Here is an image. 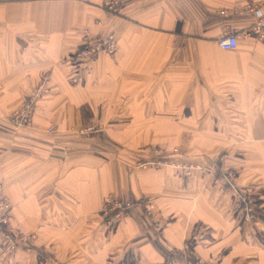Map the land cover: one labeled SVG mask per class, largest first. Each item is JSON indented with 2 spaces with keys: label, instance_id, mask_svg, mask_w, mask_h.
I'll use <instances>...</instances> for the list:
<instances>
[{
  "label": "crops",
  "instance_id": "crops-1",
  "mask_svg": "<svg viewBox=\"0 0 264 264\" xmlns=\"http://www.w3.org/2000/svg\"><path fill=\"white\" fill-rule=\"evenodd\" d=\"M101 1L0 0V183L8 226L32 237L9 256L0 248V264H161L181 260L196 230L200 261L264 264V45L216 43L251 26L249 0H121L115 13ZM84 29L111 32L117 49L74 82ZM43 79L32 127L14 128L4 116ZM89 123L103 130H71ZM153 147H177L174 157L208 171L133 167ZM228 170L259 188L254 222L238 220L233 193L214 183ZM107 194L153 198L163 229L135 207L108 229L98 211Z\"/></svg>",
  "mask_w": 264,
  "mask_h": 264
},
{
  "label": "built area",
  "instance_id": "built-area-1",
  "mask_svg": "<svg viewBox=\"0 0 264 264\" xmlns=\"http://www.w3.org/2000/svg\"><path fill=\"white\" fill-rule=\"evenodd\" d=\"M119 3H121V0H102L100 6H102V8H104L106 11L115 13L120 7ZM244 12L253 15L255 17L254 22L247 28V30L243 32H239L234 28L233 30H230L220 36L216 43L221 49L231 50L236 47V40H238L241 35H248V37H253L264 45V9L261 0H249L248 2H246L244 6ZM88 31V29H84L83 32H81V43L78 47L75 59L73 61V72H71V75L72 81L74 82H77L80 79L84 71H86V69L88 68L90 62L98 59L102 54L111 56V54L113 55L117 49V46L115 45V35L111 32L107 34H90ZM41 88L42 84L36 90H34L32 97L28 101L22 102L19 109L17 108V110L12 114L11 117L15 122H20L23 124L29 123L31 119V106L36 97L42 93ZM146 164H152L157 167L162 163L159 160H151L145 162L142 165L145 166ZM179 167L181 168L179 164L173 165V168L179 169ZM182 168H186L188 170L194 169V167L192 166H185ZM233 177H235L234 172L226 171L222 176L218 178V181L220 179L222 180V182L219 181V184H222L221 186L224 185L225 187L229 188L231 190V193H233L235 198L234 206L236 213L238 214V220H240L242 223L253 222L254 220H256L255 218L257 217L258 211L261 208V194L259 192V188H242L240 186H237L233 183ZM3 189L4 188L0 186V248L3 251V254L9 256V254L15 252L18 247L24 246L23 244L26 240H28L29 237L27 234L16 231L8 226L10 217L9 215H7V213L11 208V202L8 200ZM143 202H145V200H143ZM150 205L151 203L148 202L147 218H150L149 215H151V210L148 209V207H151ZM119 208L120 206L116 201L110 198L106 199V202L101 211L102 215H106L110 211H112L113 216H111V220H108V223L115 224L117 223V221H120L122 212L117 211ZM155 227H162V224L156 223ZM203 237L204 235H202V233H198L193 238L194 240L199 241ZM186 247H190V245H187ZM204 262H206L205 264H221L216 260H209ZM201 263L203 262H200L199 259H194L188 261L186 264ZM166 264L175 263H173V261H170Z\"/></svg>",
  "mask_w": 264,
  "mask_h": 264
},
{
  "label": "rangeland",
  "instance_id": "rangeland-1",
  "mask_svg": "<svg viewBox=\"0 0 264 264\" xmlns=\"http://www.w3.org/2000/svg\"><path fill=\"white\" fill-rule=\"evenodd\" d=\"M114 13V12H113ZM112 55V54H111ZM110 56V55H109ZM93 62H95V60L94 61H92V62H90L89 63V65H88V68L86 69V71L89 69V67H90V65L93 63ZM86 71H84V73L86 72ZM83 73V74H84ZM83 74H82V76H83ZM81 76V77H82ZM81 77H80V79H81ZM79 79V80H80ZM78 80V81H79ZM77 81V82H78ZM42 84V88H41V94L40 95H38L37 97H36V99L33 101V104H32V106H31V108H32V110H31V115H30V121H29V123L28 124H23V123H20V122H15L13 119H12V114L17 110V109H15L14 111H11L9 114H7V115H5L4 116V119H6V122L7 123H9V124H11L14 128H17V129H20V128H30V127H32V124H33V118H32V115L34 114V110H35V102L40 98V97H43L44 95V93L46 94L47 92H48V90H47V88H46V79H43V80H41L40 81V83L38 84V86L37 87H35L34 88V90H36L40 85ZM34 90H33V92H32V94L34 93ZM46 92H45V91ZM44 91V92H43ZM32 94H30L26 99H24L23 101H21L20 102V104H19V107L21 106V103L22 102H25V101H28L31 97H32ZM19 107H17L18 109H19ZM100 129H101V127L100 126H98V125H96L95 123H89V124H86L85 126H81V127H75V128H72L71 130H74L78 135H80V136H92V135H94V134H96V133H98V131L100 132ZM101 130H103V129H101ZM45 131L46 132H48V133H50V134H53L54 132H55V127L54 126H49V127H47L46 129H45ZM178 152H180V150H179V148H177V147H173V148H170V149H168V148H164V147H153L151 150H150V152H149V154H154V156H151V157H146V158H137L135 161H134V166L133 167H135V168H138V169H148V168H153V169H158V168H163V167H168V168H171V169H173V170H176L177 171V173H179V175L178 176H180V177H183V179L184 178H186V177H189V176H191L194 172H196V171H198V172H200V173H207V169H208V167H206V166H203V165H201L200 163H195V162H191V161H186V160H180V159H178V158H176V157H174V155L173 154H178ZM151 160H159L162 164L161 165H159V166H155V165H152V164H150V165H148V164H146L145 166H143L142 164H144L145 162H147V161H151ZM174 164H179V166H181V168L179 167V169H176V168H173V165ZM185 166H192V167H194V169H190V170H188V169H186V168H182V167H185ZM228 171H232V170H228ZM232 172H234L235 173V177H233V183L235 184V185H237V186H239L238 184H237V179H236V177H237V174H236V172L235 171H232ZM215 181H214V183L215 184H219V181H218V178H215L214 179ZM0 186L2 187V184L0 183ZM241 187V186H240ZM3 188V187H2ZM242 188H248V187H242ZM3 191H4V189H3ZM4 193H5V191H4ZM5 195H6V193H5ZM7 196V195H6ZM8 197V196H7ZM104 199H103V202H102V205H101V207H100V209L98 210L99 211V214L101 215V217H102V219H103V225H105L108 229H114V228H116L118 225H119V223L120 222H122L127 216H128V214H129V212H130V210H131V208L132 207H135V208H137L138 210H140L141 211V215H142V217H143V219H144V223H146L147 224V226L152 230V231H154V232H156V233H158V232H160L162 229H163V227H164V224L165 223H163V221H162V219H158V212H157V209H156V202H155V200L153 199V198H150V197H146V196H140V197H138V198H136V199H134V198H129V199H126V198H122V197H119V196H117V195H115V194H107V195H105L104 197H103ZM107 198H110V199H112V200H114V201H116L117 202V204H119V206H120V208L117 210V211H121L122 212V215H121V218H120V221H117V223H115V224H111V223H108V220H111V216H113V213H112V211H110L108 214H106V215H102V209H103V206H104V204H105V202H106V199ZM9 200V199H8ZM143 200H145V202H143ZM11 202V201H10ZM148 202L149 203H151V207H148V209L149 210H151V215H149L150 216V218H147V212H148V210H147V206H148ZM262 204V202L260 201V205ZM12 207V206H11ZM11 211V208H10V210L8 211V213H7V215H9V217L11 216L10 214H9V212ZM115 211H116V209H115ZM149 214V213H148ZM108 216V217H107ZM254 222V221H253ZM156 223H161L162 224V227H159V228H157V227H155V224ZM17 231V230H16ZM23 233V232H22ZM200 234V233H202V235H204V231H200V230H196L194 233H191V236H190V238L187 240V242H185L184 244H183V247H181L180 249V252H179V256L181 255V260H173V258L172 259H170L169 261H164L163 263H161V264H166V263H168V262H170V261H173V263H175V264H186L188 261H191V260H194V259H197V258H195L193 255H192V247L196 244V243H198V242H200L201 240H203L204 239V237H205V235H204V237L201 239V240H199V241H196V240H194V236L195 235H197V234ZM24 234H27L28 235V240H26L25 241V243L23 244L24 246H20V247H18L16 250H15V252L18 250V249H20V248H22L23 249V247H31L30 246V243H31V234L30 233H24ZM196 241V242H195ZM187 245H190V247H186ZM184 250H186V251H184ZM14 253V252H13ZM12 253V254H13ZM9 255H11V254H9ZM199 261H200V259H199ZM200 262H203V263H201V264H205L206 262H204V261H200Z\"/></svg>",
  "mask_w": 264,
  "mask_h": 264
}]
</instances>
